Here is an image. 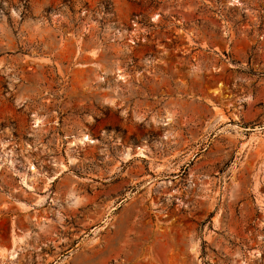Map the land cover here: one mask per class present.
<instances>
[{
    "label": "rangeland",
    "instance_id": "1",
    "mask_svg": "<svg viewBox=\"0 0 264 264\" xmlns=\"http://www.w3.org/2000/svg\"><path fill=\"white\" fill-rule=\"evenodd\" d=\"M0 264H264V0H0Z\"/></svg>",
    "mask_w": 264,
    "mask_h": 264
},
{
    "label": "bare ground",
    "instance_id": "2",
    "mask_svg": "<svg viewBox=\"0 0 264 264\" xmlns=\"http://www.w3.org/2000/svg\"><path fill=\"white\" fill-rule=\"evenodd\" d=\"M36 123H38V122H36ZM82 140H83V141H90V139H89L88 137H85V138H83ZM33 170H35V169L33 168ZM11 256L14 257V253H13Z\"/></svg>",
    "mask_w": 264,
    "mask_h": 264
}]
</instances>
